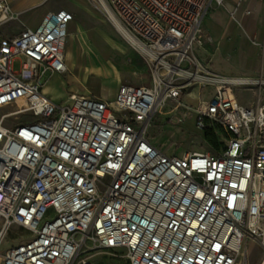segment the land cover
Segmentation results:
<instances>
[{
  "label": "built area",
  "instance_id": "2783aa9c",
  "mask_svg": "<svg viewBox=\"0 0 264 264\" xmlns=\"http://www.w3.org/2000/svg\"><path fill=\"white\" fill-rule=\"evenodd\" d=\"M88 2L139 55L149 84H122L111 102L56 104L43 87L48 74L68 73L73 15L47 12L0 35V109L14 107L0 116V244L12 225L31 236L0 264H90L79 252L95 249L123 251L128 264H236L247 241L264 264V102L236 97L243 86L261 92L264 79L220 76L196 54L203 17L223 0ZM17 15L0 0V25ZM193 89L195 107L183 101ZM168 102L175 131L190 119L200 132L216 125L221 151L178 156L152 143L148 129Z\"/></svg>",
  "mask_w": 264,
  "mask_h": 264
},
{
  "label": "crops",
  "instance_id": "0c3cea01",
  "mask_svg": "<svg viewBox=\"0 0 264 264\" xmlns=\"http://www.w3.org/2000/svg\"><path fill=\"white\" fill-rule=\"evenodd\" d=\"M6 1L11 5L13 12H15L14 14L21 15L16 20L10 21L11 23L17 21L18 23L13 30L10 27H3L7 23L0 25V35L5 37H13L25 28L36 27L47 12L64 9L73 15V20L70 24L72 23L77 33L75 36H72L71 33L68 34L69 44L65 45L64 51L68 73L48 74L43 87L44 94L51 101L55 99L57 100L56 102H59L56 104H69L77 96L96 97L111 102L115 100L119 86L124 83L134 86L149 84V75L146 67L145 73L134 65L135 71L133 75L144 73L141 75L142 77H145L146 74L148 76V79L143 84L138 85L133 78L123 79L115 64L109 57L104 56L116 68L118 77L114 79L113 94L108 99L101 97L103 82L99 78L100 75L95 70H91V68L95 69L104 65L103 52L105 51L113 49L115 52L120 51L123 53L128 50L105 28L104 24H98L92 20L90 16H93V14L89 10L87 0H76L79 3V7L74 5V1L70 3L66 0L61 5L57 4L55 0ZM237 4H239L238 8H236ZM31 9L32 11L29 12L28 10ZM247 12L249 13L247 14ZM97 28L101 29L104 35L109 40H113L114 43L108 45L105 37L101 32L97 31ZM202 36L203 45L196 50V54L211 72L227 78L264 79V1L223 0L222 6L213 7L205 13L202 20ZM82 41L88 44V47L83 48ZM96 43L101 44L102 50L96 52V48L89 45H96ZM106 45L109 47H106ZM67 50L68 57H66ZM90 57L98 58L101 63L91 66L92 64L90 65L86 61ZM85 61L86 63H84ZM73 70L75 72L74 75L70 73ZM70 89H74L75 93L69 94L67 91ZM59 90L63 92L61 95ZM240 90L241 88L236 89V97L237 92ZM206 91L205 99L209 97L212 89L209 88ZM256 92L258 91L256 90ZM60 100L63 101L60 102ZM3 252L0 254H3Z\"/></svg>",
  "mask_w": 264,
  "mask_h": 264
},
{
  "label": "rangeland",
  "instance_id": "374dc122",
  "mask_svg": "<svg viewBox=\"0 0 264 264\" xmlns=\"http://www.w3.org/2000/svg\"><path fill=\"white\" fill-rule=\"evenodd\" d=\"M55 1H57L56 3L57 4L59 3V5H61L62 3H65L64 0H55ZM66 1L70 3L74 1L73 2L74 5L79 7V3L76 0H66ZM87 4L89 7V10L92 12L94 16V17L90 16L92 20L97 22L98 24H104L105 28L109 30L128 50L123 53L120 51H118L119 53L115 52L113 49L111 51H105L103 52V58L105 60L104 65L99 66V68H95V69L91 68V70H95L100 75L99 78L103 82V85H102L103 87L101 88V97L103 98L105 97L106 99H108L113 94L114 79H117L118 77L116 68L105 57H109V59L115 64V66L118 68V71L123 79L133 78L136 84L138 85L143 84L148 79L147 74L145 77L141 76L144 73H136L133 75V72L135 71L134 65L138 67L139 69H142L146 73L145 65L143 61L141 60V58L139 57V55L116 32V30L110 24H108L98 12H96L92 8L88 0H87ZM28 11L31 12L32 9ZM12 12H13V9H12ZM20 15L21 14H18L17 18ZM100 21H102L103 23ZM17 25H18L17 21H14L13 23L11 22L7 23L3 27H10V29L13 30ZM97 31L101 32V34L105 37L108 45H112L114 43L113 40H109V38L104 35L101 29L97 28ZM69 33H71L72 36H75L77 33V31L72 26V23L69 24L68 29H67L68 37L66 39V45L69 44V35H68ZM101 39L103 41L102 37ZM82 42H83V48H85L86 46L88 47V44H86L84 41ZM89 45L94 46L96 48V52L102 50L100 43L99 44L96 43V45L95 44H89ZM108 45H106V47ZM123 45H121L122 48H124ZM66 57H68V50L66 51ZM86 61L87 63H90V65L92 64L91 66H95L101 63V60H99L98 58L95 59L94 57H90ZM86 61L84 63H86ZM21 63H22L21 58L14 59L12 62V69L14 71L19 70ZM70 73L72 75L75 74L74 70L73 72H70ZM47 78L48 77L46 76L45 82ZM59 92H60V95L63 93L61 90H59ZM67 92L69 94L75 93V90L70 89ZM258 93L260 94L261 92H256L253 86H243L241 87V90L237 92V99L239 103L241 104L253 103L256 99V94ZM206 95H207V91H204L201 94V99H205ZM262 97H263V102H264V90H262ZM52 101L55 103H59V102H56L57 100L55 99H53ZM61 101L63 100H60V102ZM183 101L195 107L199 102V94L197 90L193 89L191 94L185 97ZM62 105H67V104L62 103ZM170 106H171V102H168L167 106L163 109V112H161L162 114L155 115L152 120V123L148 129V137L152 143H154L157 146H162L163 148L167 147L169 148V152H173L178 156L186 152L188 153L189 152H201V153L208 152L212 154H217L221 151V149L224 146L223 144L225 142L224 135L222 134L221 131H219V133L216 132L217 134L216 137L209 138L205 135V131L200 132L199 130L195 129L193 119H190L184 126H182L183 130L175 131V126L172 125V123L167 120L168 115L164 114L165 113L164 111H167L170 108ZM13 108L14 107H7L4 109H0V116L4 113L11 111ZM24 119H27V117H25ZM16 122L17 121L14 118H10L5 121L4 125L7 127H10V126L15 125ZM28 238H31V236H29V234L25 230L20 229L16 225L10 226L7 231V234L2 239V242L0 245V253L14 245H17L18 243ZM262 255L263 253L261 249L259 248V246H257V244H255L252 241H247L246 243H244L243 250L238 256L236 264H258ZM80 260H87L90 264H128L127 258L123 251H110V250H104V249H95V250H87V251L82 250L80 251V255L78 256V261Z\"/></svg>",
  "mask_w": 264,
  "mask_h": 264
},
{
  "label": "trees",
  "instance_id": "16d2710c",
  "mask_svg": "<svg viewBox=\"0 0 264 264\" xmlns=\"http://www.w3.org/2000/svg\"><path fill=\"white\" fill-rule=\"evenodd\" d=\"M204 131H205V135L207 136V137H216V132H218L219 133V131H221L220 130V128L218 127V126H216V125H207L206 127H205V129H204ZM218 154V153H217Z\"/></svg>",
  "mask_w": 264,
  "mask_h": 264
},
{
  "label": "bare ground",
  "instance_id": "6f19581e",
  "mask_svg": "<svg viewBox=\"0 0 264 264\" xmlns=\"http://www.w3.org/2000/svg\"><path fill=\"white\" fill-rule=\"evenodd\" d=\"M9 8H10V11H12L10 5H9ZM12 13H13V12H12ZM159 111H160V110H159ZM79 254H80V252H79Z\"/></svg>",
  "mask_w": 264,
  "mask_h": 264
}]
</instances>
